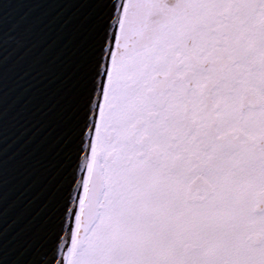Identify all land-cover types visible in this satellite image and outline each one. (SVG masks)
Segmentation results:
<instances>
[{
	"label": "snow or ice",
	"instance_id": "6c2138e0",
	"mask_svg": "<svg viewBox=\"0 0 264 264\" xmlns=\"http://www.w3.org/2000/svg\"><path fill=\"white\" fill-rule=\"evenodd\" d=\"M17 2L0 0V223ZM85 6L97 24L78 62L59 225L26 262L0 228V264H264V0Z\"/></svg>",
	"mask_w": 264,
	"mask_h": 264
},
{
	"label": "water",
	"instance_id": "95a60500",
	"mask_svg": "<svg viewBox=\"0 0 264 264\" xmlns=\"http://www.w3.org/2000/svg\"><path fill=\"white\" fill-rule=\"evenodd\" d=\"M87 0L40 8L19 0L5 19L6 212L9 258L48 253L69 188L67 122L78 62L97 24ZM63 5V6H59Z\"/></svg>",
	"mask_w": 264,
	"mask_h": 264
}]
</instances>
